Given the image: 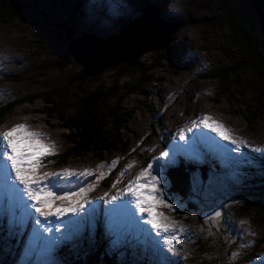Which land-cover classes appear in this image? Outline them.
Instances as JSON below:
<instances>
[{"label": "rangeland", "instance_id": "rangeland-1", "mask_svg": "<svg viewBox=\"0 0 264 264\" xmlns=\"http://www.w3.org/2000/svg\"><path fill=\"white\" fill-rule=\"evenodd\" d=\"M4 1L9 5H27L15 10L14 18L0 17V109L13 101H29H22L5 117L0 134L19 124L18 119L33 116L35 123L49 132L41 137L43 142L54 145V154L44 158L52 166L44 167L41 175L50 168L52 171L74 169L87 163L97 169L84 186H94L95 190L86 195L91 206H86L85 213L77 214V223L55 245H50L44 237L57 234L41 235L32 218L36 215L34 210L25 208L17 195L14 203L7 192L0 200V264H15V259L19 264H69L71 258L83 259L97 249L99 259H111L108 262L112 264H264V195L259 205L252 196L257 192L254 188L264 181V144L259 139V135L264 136V60L244 29L228 22L227 1ZM146 6L158 10L150 12L152 17L171 23L167 28L177 24L168 44L147 47L134 61L118 60L99 73L84 75L81 64L74 61L67 49L69 42L79 36L83 39L84 34L87 37L79 44L82 48L92 40L91 36L113 39L123 27L144 16ZM104 7L108 8V14ZM230 69L235 72L224 80L203 76L214 71L227 73ZM98 85L109 88L113 95L104 106L132 113L118 135L122 141L120 148L103 156L89 152L58 162L70 143L61 121L49 113L44 99L36 96L46 92L59 94L63 98L62 109L71 114L78 109L83 94ZM32 108L37 110L31 111ZM205 113L223 117L232 136L247 141V145L242 146L243 159H239L240 153L229 152L232 146L208 129L193 128L187 133L190 138L195 137L190 141L192 154L177 155L171 165L180 163L193 169L190 174L196 207L188 205L180 195L170 193L167 178L166 194L173 197L169 202H179L180 207L174 211L166 206L159 209L165 215L169 212L166 215L169 222L176 220L177 227L182 225L186 231L171 233L170 237L178 236L172 243L170 239L157 237L155 230L147 231L151 225L145 223L146 213L136 210L137 217L143 216L140 223L130 210L120 207L115 208L119 221L109 217L103 207L119 203L111 197L165 148L171 150L175 144H185L186 141L178 138L179 130L190 127L193 120ZM105 121L107 130L111 131L112 120ZM116 158L120 161L112 166ZM132 162L134 165L126 170V165ZM202 166L207 167L206 179L200 178ZM100 173L104 175L97 179ZM2 179L0 172V191L4 186ZM105 181L107 185L103 186ZM215 211L221 215L214 216ZM207 214L209 219L205 222L202 215ZM125 230L138 233L133 244L126 242L130 239ZM117 234L119 243L114 245ZM163 235L169 237L168 233ZM148 239L154 242L148 245ZM200 243H210L205 253L200 252ZM233 252L238 255L233 257Z\"/></svg>", "mask_w": 264, "mask_h": 264}, {"label": "snow or ice", "instance_id": "snow-or-ice-1", "mask_svg": "<svg viewBox=\"0 0 264 264\" xmlns=\"http://www.w3.org/2000/svg\"><path fill=\"white\" fill-rule=\"evenodd\" d=\"M200 127L208 129L221 140L227 141L232 146L228 148V151L240 153L238 158L243 159L241 148L247 145V141L234 138L223 123L214 120L206 113L202 114L201 118L191 122L190 127L179 130V140L186 141V143L183 145L175 144L171 150L165 148L158 157H153L146 168L141 169L132 180L128 181L125 188L111 197L112 201H119V203L109 207L130 210L137 223L143 220V216L137 217L135 215L136 210L141 214L146 213L147 220L145 223L151 225L147 231L151 233L155 230L156 236L165 241L169 237L163 234L177 232V230L185 232L186 230L182 225L177 227L175 221L169 222V217L159 209L165 206L171 210L179 209V202L170 203L169 201L173 197L166 194L167 177L165 176V169L175 163L177 155L192 154L193 145L190 141L194 140L195 137L190 138L187 133L192 132L193 128ZM43 135V133L29 130L28 126L23 123L16 124L0 134V172L4 174V184L19 193L21 200L26 197L27 201L30 202L25 203V208L34 210L36 215L32 218L38 232L41 235L52 232L57 234L44 237L50 245H55L70 232V226L77 223L79 219L77 214L85 213L86 206H91L86 195L88 191L93 190L94 186L85 188L79 184L81 177L93 175V172L89 169L82 172L63 169L40 175L38 169L42 166L41 159L54 154L52 152L54 145L46 144L40 139ZM119 161L120 158H116L111 162V165L115 166ZM134 163L126 165V170L130 169ZM153 173L156 174L153 175ZM103 175L104 173H100L97 179L102 178ZM120 175L123 176L124 172H121ZM119 182L118 180L117 183ZM67 184H75L78 186V190L67 188ZM57 201H67V203L57 205ZM213 215L219 217L221 212L215 211ZM208 219L209 217L205 216V222ZM46 221L48 222L47 225L45 224ZM62 228L65 229V232H61ZM171 239H178V236L174 235ZM113 243L114 245L119 243V234ZM237 255L236 252L232 253L233 257Z\"/></svg>", "mask_w": 264, "mask_h": 264}, {"label": "trees", "instance_id": "trees-1", "mask_svg": "<svg viewBox=\"0 0 264 264\" xmlns=\"http://www.w3.org/2000/svg\"><path fill=\"white\" fill-rule=\"evenodd\" d=\"M26 3L14 5H9L4 0H0V17L1 18H14L17 16L15 10L21 8ZM229 9V16L227 18L230 24L237 25L241 29H244L245 34L249 36V38L255 41V48L260 52L261 59L264 60L263 52H261L258 48L259 42L264 43L263 39H258L254 33L248 31V29L238 20L236 11L229 4H226ZM153 7V6H151ZM261 13L264 16V5L261 7ZM128 42V41H126ZM122 43L119 48L121 51H124L126 54H129V51L137 46V42H133L130 46H125V43ZM154 44V42H152ZM82 45H80L81 47ZM139 47V46H138ZM140 48H135L133 51H138ZM111 57H115V55H110V59H114ZM109 59V60H110ZM131 59V58H129ZM235 72L234 69H230L227 73H223L220 71L209 72L204 74L205 78H214L224 80L226 76L230 73ZM84 74V73H83ZM225 89H228V86H225ZM110 89L105 86L98 85L94 89L85 92L80 99L78 109L71 114H67L65 109H62L63 98H59V94H50V92H46L42 96H36V98L42 97L45 101V104L49 107V113L55 116L58 120L61 121V126L65 129V137L66 140L70 143V147L68 150L63 153L62 159L58 162H65L69 157L72 156H83L88 154L89 152L95 153L98 156H103L106 153H110L116 150L117 147L120 148L122 141L118 138L120 134V130L125 127L129 120L131 119V112H121L120 109H113L109 106H104V103L109 97H111ZM61 99V100H59ZM33 100V99H32ZM22 101L29 100H18L10 102L6 104L4 107L0 109V121L4 120L5 117L12 112L13 108L21 103ZM255 110L253 109L252 114H254ZM110 118L113 122V129L111 131L107 130L106 119ZM249 120H252L248 117ZM206 166H202L200 168V178L206 179L208 176V171L206 170ZM193 169L189 165H171L166 169V175L169 180V188L170 193H176L180 195L183 199H185L188 205L191 207H196V202L192 198V193L195 191V188L192 184V178L190 171ZM207 171V173H206ZM112 172L107 180L110 181ZM103 186L107 185V181H105ZM264 188V181H261V184L257 185L254 189H256V193L252 194L254 197V203L257 205L261 204L260 197L264 195L262 193V189ZM264 192V190H263ZM260 193V194H259ZM210 241V240H209ZM210 243H206V245L199 244V249L201 253L206 252V248ZM103 252V250H101ZM100 250L97 249L93 254L85 256L83 259H74L71 258L69 260V264H112L109 263L111 259L107 261H103L99 259ZM182 264V263H176Z\"/></svg>", "mask_w": 264, "mask_h": 264}, {"label": "water", "instance_id": "water-1", "mask_svg": "<svg viewBox=\"0 0 264 264\" xmlns=\"http://www.w3.org/2000/svg\"><path fill=\"white\" fill-rule=\"evenodd\" d=\"M227 3L234 8L236 11L238 20L252 33H255L259 39L264 38V20L261 13V7L264 5V0H226ZM27 4H24L26 6ZM145 15L138 18L136 21H133L126 27H123L118 36L110 38L109 40L98 39L95 36H91L92 40H95L97 43H105L104 53L106 49L109 54H114L117 60L110 59L113 61L111 63H102L101 65L89 66L90 62L96 60V57L90 58L88 60L81 59L80 52V42L87 37V34H84V37H78L69 42L67 49L70 52L72 58L75 62L80 63L83 68L84 75H90L99 73L104 67L108 64H114L118 60H125L127 62L134 61L135 58L140 54V52L147 47H161L168 44L170 41L171 35L174 29L177 27V24H174L173 27L167 28L169 22L161 21L157 16L152 17L150 12H158L157 9L151 6L144 7ZM164 26V27H163ZM122 37V38H120ZM81 39V40H80ZM120 40V42H118ZM115 40V41H114ZM118 40V41H117ZM128 41V42H126ZM125 43V46H130L133 42H137V46L133 47L129 54H126L124 51H121L119 48L120 43ZM154 42V44H152ZM110 44V46H107ZM112 44V45H111ZM79 45V46H78ZM139 46V47H138ZM108 47V48H107ZM259 49L264 54V43L261 42L258 45ZM135 48H140L138 51H133ZM106 58V57H105ZM104 58V59H105ZM131 58V59H129ZM89 62V63H87ZM207 215H202V218H205Z\"/></svg>", "mask_w": 264, "mask_h": 264}, {"label": "bare ground", "instance_id": "bare-ground-1", "mask_svg": "<svg viewBox=\"0 0 264 264\" xmlns=\"http://www.w3.org/2000/svg\"><path fill=\"white\" fill-rule=\"evenodd\" d=\"M103 10V9H102ZM81 12V11H80ZM104 12H106L107 14H108V8L107 7H104ZM83 14V13H82ZM161 19V18H160ZM130 24V23H129ZM80 37V36H79ZM78 38V37H77ZM75 39V38H74ZM122 44V43H121ZM83 45H85V46H83V48H82V51L80 52V57H81V59L83 58L84 60H88V59H90V58H94V57H96V60H93L92 62H87V63H89L90 65L89 66H97V65H101L102 63H111V62H113V61H110L109 59L110 58H107V57H110V55H114V54H109L108 53V51H107V49H106V52L104 53V45H105V43H97L96 41H92V40H90L88 43H86V44H83ZM112 45V44H111ZM107 46L109 47L110 46V44L108 45V43H107ZM120 46V45H119ZM107 47V48H108ZM106 57V58H105ZM105 58V59H104ZM192 99H193V94H192ZM196 106V105H195ZM199 107V106H198ZM37 110V108H32V110L31 111H36ZM198 114H195V116H197ZM208 115H210L214 120H216V121H219V122H221V123H223L224 124V122L226 121L225 119H223V117H218V116H216V115H213V114H209L208 113ZM194 118V117H193ZM192 118V119H193ZM195 119V118H194ZM35 118L33 117V116H31V117H28L26 120H25V118L24 119H18V122L19 123H26V122H28L30 125H32V126H29L28 127V129L29 130H31V131H37V132H40V133H43L44 134V136H48L49 135V132H47V131H45V130H43L40 126H38L36 123H35ZM8 130V128L5 130V131H7ZM2 133H3V131H2ZM240 138L243 136L242 134L241 135H239V134H237ZM41 137H43V136H41ZM40 137V139L42 140V141H44L43 140V138H41ZM259 139H260V142H263V144H264V136H260L259 135ZM52 151H53V149H52ZM45 157H43L42 159H41V167L38 169V172H39V174L41 175L42 173H43V168L44 167H48V166H52V163H50L49 161H46L45 159H44ZM52 168H50V170H49V172H57V171H52L51 170ZM85 169H89V170H91L92 172H93V175H89V176H86V177H81L80 178V184H79V186H85V182L86 181H90L92 178H93V176H94V174H95V170L97 169V167H95V166H93L92 164H90V163H87L86 165H79L78 167H76V168H74V169H72V170H76V171H79V172H82V171H84ZM58 171H60V170H58ZM2 173V175H3V179H2V181H3V190L2 191H0V200H3V196L4 197H6V193L7 192H10V197H12V200H13V202L15 203L16 202V199H17V197H16V195L17 196H19L20 197V195H19V193H17V192H15V191H13L8 185H6V184H4V174H3V172H1ZM20 187H22V186H20ZM66 187L67 188H71L72 190H78V186H76L75 184H67L66 185ZM95 190V189H94ZM93 190V191H94ZM24 203H27L28 201H27V199H26V197L22 200ZM21 201V202H22ZM102 205V204H101ZM112 205V204H111ZM110 205L108 204V205H106V206H104L103 208L105 209L104 211H107L108 212V215H109V217H111V218H113L114 220H117V221H119V212H117L116 211V209L115 208H110L109 207ZM102 207V206H101ZM102 210V209H101ZM100 210V211H101ZM19 211V210H18ZM99 211V215L102 217L103 216V214H102V211L100 212ZM174 211V210H173ZM167 212V211H166ZM19 213H21V210H20V212ZM169 213V212H168ZM167 213V214H168ZM165 214V213H164ZM166 214V215H167ZM176 214V213H175ZM71 215V214H70ZM168 216H170V215H168ZM172 216V215H171ZM174 216V215H173ZM177 217H178V215H176ZM181 217V216H180ZM170 218V217H169ZM175 220V219H174ZM176 221V220H175ZM116 225V224H115ZM177 226H178V224H177ZM33 228V223H32V225H31V227H30V229H32ZM116 228L118 229V224L116 225ZM143 228H144V225H143ZM146 228H147V226H146ZM112 229H114V227L112 228ZM145 229V228H144ZM177 232H178V230H177ZM177 232H175V233H177ZM125 233H126V237L127 238H129L130 239V242L129 241H127L126 240V242H128V243H131V244H133L134 242H135V239H136V237L135 236H137V232L135 233V235H134V232L132 231V230H129V231H126L125 230ZM180 233V232H179ZM168 235H169V238L168 239H170V242H172V241H175V239H171V237H170V235H171V233H168ZM151 242H154V240L153 239H150V242H149V239H148V245L150 244L151 245ZM173 243V242H172ZM130 244V245H131ZM15 261V264H19V262L15 259L14 260ZM20 261H22V259H20Z\"/></svg>", "mask_w": 264, "mask_h": 264}, {"label": "clouds", "instance_id": "clouds-1", "mask_svg": "<svg viewBox=\"0 0 264 264\" xmlns=\"http://www.w3.org/2000/svg\"><path fill=\"white\" fill-rule=\"evenodd\" d=\"M5 120L0 121V124L3 123Z\"/></svg>", "mask_w": 264, "mask_h": 264}]
</instances>
